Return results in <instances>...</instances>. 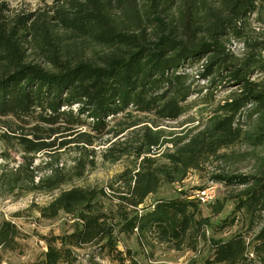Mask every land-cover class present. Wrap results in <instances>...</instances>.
Returning <instances> with one entry per match:
<instances>
[{
    "label": "trees",
    "instance_id": "trees-1",
    "mask_svg": "<svg viewBox=\"0 0 264 264\" xmlns=\"http://www.w3.org/2000/svg\"><path fill=\"white\" fill-rule=\"evenodd\" d=\"M253 19L264 26V0H55L39 13H14L0 3V142L23 154L18 167L0 170V199L57 194L40 209L41 217L64 213L75 221L71 234L45 238L47 251L31 264H76V251L90 245L126 264L130 253L119 251L121 235L197 251L223 201L209 217L195 192L146 202L222 150L240 142L264 148V79L256 78L264 74V42ZM234 43L243 45L241 55L231 52ZM194 66H200L198 80L208 83L205 95L194 88L188 72ZM226 89L229 97L207 123L177 141H162L160 130L145 127L135 148L112 144L103 152L106 161L132 156L136 166L108 189H64L95 167L90 148L113 135L111 120L135 112L176 122L193 97L213 105L216 93ZM166 145L172 149L159 157L161 163L154 156ZM67 150L75 153L69 170L59 164ZM40 154L45 173L34 166ZM213 180L242 187L236 213L253 230L264 214V173H224ZM110 198L116 200L114 215L105 207ZM234 224L227 219L220 228ZM24 238L11 222L0 224V252H16ZM211 247L205 264H264V220L251 237L213 239Z\"/></svg>",
    "mask_w": 264,
    "mask_h": 264
},
{
    "label": "rangeland",
    "instance_id": "rangeland-1",
    "mask_svg": "<svg viewBox=\"0 0 264 264\" xmlns=\"http://www.w3.org/2000/svg\"><path fill=\"white\" fill-rule=\"evenodd\" d=\"M0 3L9 5L10 10L14 13H39L48 12L55 5V0H0ZM253 21V29L258 35L259 41L264 42V26L258 25ZM254 35V36H256ZM231 52L235 55H241L243 45L234 43L230 47ZM264 56V53H263ZM200 66H194L189 69L194 88L203 90L205 95L208 90V83L198 80L197 74ZM257 79H264V74L260 73ZM255 78V79H256ZM229 90H221L216 93L213 105H200L197 96L193 97L187 103V113L176 122H157L153 117L130 112L110 121V127L113 135L105 137L103 141L98 142L93 148L95 151V167L88 169L85 177L74 182L64 189L73 187L81 188H106L112 183H116L118 178L126 171L135 169L136 162L132 156H124L116 163H110L103 157V152L111 147L112 144L120 142L125 143L126 147L135 148L139 143V131L148 127L152 131H161L163 133L162 141L178 140L189 135L195 127L202 123H207L208 119L213 116L214 109L217 105L223 104L229 97ZM201 97V95H200ZM137 125V126H134ZM156 125L159 126L156 128ZM123 132L122 135L121 132ZM2 132L0 131V134ZM120 135L115 138L116 135ZM73 149V148H71ZM122 151L123 147H118ZM172 149L171 145H166L158 151L154 158L161 163H165L161 155L168 153ZM64 151H62L63 153ZM7 153L6 158H0V170L13 169L23 162V154L19 148L7 150L5 143L0 142V155ZM75 153L73 150H67L61 155L59 160L60 166L69 170L73 166ZM34 166L40 167L41 173L44 172L45 157L43 154L34 158ZM229 173L234 175H257L264 173V148L250 146L240 142L235 146L222 150L218 155L206 159L198 170H192L182 183L164 184L160 191L151 196L146 204L151 205L160 199H173L180 196V192L194 193L204 191L214 186L217 187L215 198L207 206H202V212L205 217L212 216L215 213L214 205L218 201L224 203L221 213L213 215L212 228L206 231V238H202L197 251L175 250L170 245L161 244L156 239L150 238V242L142 244L132 236L127 238L124 235L119 236L118 249L122 253L129 252V261L126 264H187L195 260L198 264H205L206 260L213 257L211 241L227 240L236 234H244L250 237L257 232L264 220V214L260 215L253 224L246 226L243 222V216L236 213L237 195L242 187L226 186L216 183L213 178L216 175ZM117 184L116 186H118ZM107 193L111 192L107 190ZM54 195L29 194L23 197L10 196L0 199V224L3 221H9L14 224L24 235V239L19 240L20 247L16 252H0L2 261L0 264H31L37 262L47 251L45 238L64 236L71 234L75 227V221L61 213L56 219L46 220L41 217L40 209L48 206L56 197ZM106 211L114 215L116 207L115 198L106 199ZM229 219L235 220V224L226 229L220 228L222 221ZM250 234H248V233ZM104 245V244H103ZM78 262L76 264H118L114 258L100 245L85 246L76 251Z\"/></svg>",
    "mask_w": 264,
    "mask_h": 264
},
{
    "label": "built area",
    "instance_id": "built-area-1",
    "mask_svg": "<svg viewBox=\"0 0 264 264\" xmlns=\"http://www.w3.org/2000/svg\"><path fill=\"white\" fill-rule=\"evenodd\" d=\"M217 187L208 188L204 191H196L195 197L200 201L202 206L209 205L215 198Z\"/></svg>",
    "mask_w": 264,
    "mask_h": 264
}]
</instances>
